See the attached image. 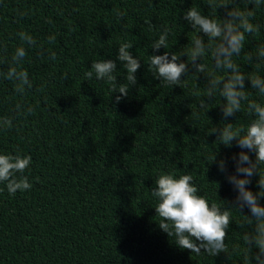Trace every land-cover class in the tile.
<instances>
[{"label":"trees","instance_id":"16d2710c","mask_svg":"<svg viewBox=\"0 0 264 264\" xmlns=\"http://www.w3.org/2000/svg\"><path fill=\"white\" fill-rule=\"evenodd\" d=\"M208 3L0 0V154L32 158L23 173L30 190L13 196L0 183V264H248L242 237L249 228L236 209H230L227 253L196 255L177 247L158 227L150 192L161 173L190 174L198 194L210 204L235 203L237 192L226 173L211 163L217 153V160L226 161L227 173H234L232 158L241 151L235 142L229 148L208 135L223 126V98L217 92L201 108V99L207 100L203 73L190 67L179 86H168L154 77L149 63L151 45L164 28L167 47L155 54L166 51L170 58L175 53L188 62L192 39L200 33L183 19L184 11L196 7L212 19L224 18L223 8L215 10ZM235 6L247 10L248 2L237 0ZM254 12L251 22L259 30L245 34L244 51L233 61L245 76L264 77V58L252 65L245 58L264 45V6ZM204 42L200 62L206 73L227 76L214 68L207 37ZM123 43L132 45L129 51L141 67L135 73L137 84L116 105L118 93L111 92V84L95 76L88 80L85 73L93 61L111 59L117 63L113 75L126 84V70L117 60ZM18 47L27 55L14 64ZM10 66L28 73L32 87L25 86L22 94L15 91L18 82L6 78ZM245 88L248 100L224 121L234 130L246 128L254 118L249 102L264 104V94L252 89L250 81ZM5 119L11 127L3 124ZM260 171L264 173V165ZM258 179L253 176L248 185L254 193ZM242 214L249 215L248 209Z\"/></svg>","mask_w":264,"mask_h":264},{"label":"clouds","instance_id":"9594fccd","mask_svg":"<svg viewBox=\"0 0 264 264\" xmlns=\"http://www.w3.org/2000/svg\"><path fill=\"white\" fill-rule=\"evenodd\" d=\"M247 10L236 7L237 0H223L220 4H213L209 0L208 7L215 10L223 8L224 18L216 20L208 15L202 14L196 7H189L184 11L183 19L193 29L198 30L200 35L192 39V47L189 52L190 59L185 62L181 59L183 55L164 52L162 55L155 54L161 48L167 47L168 29L164 28L155 40L151 48L154 54L150 55V67L155 69L154 77L165 82L168 86H179L182 76L189 72L190 67L195 73H203L206 77L207 98H202L200 107L204 108L208 101L218 92L224 103L220 105L223 122L222 127H214L208 135H214L215 141H219L226 147L231 148L233 142L241 149L238 155L233 156L235 172L227 173L226 161L221 158L217 160V153L212 157L211 163H216L220 172L226 173V179L236 190L235 203L223 202L209 203L199 189L193 184V177L190 174L176 176L172 173H161L156 178L155 186L150 189L151 196L155 198V212L159 217L156 223L158 227L170 238L180 249L189 250L190 253L200 255L206 253L216 257L220 253H227L225 239L227 230L232 222L230 209H236L245 219L249 231L243 234V241L246 245V259L248 264H264V205L260 203L264 199V173L260 166L264 165V104L251 101L247 104L248 113L254 118L246 128L233 129L232 123H225L229 117L241 110L243 101L248 100V93L245 91V81H250L251 88L264 94V77L259 75L245 76L239 65L233 61V56H240L244 51L245 34H252L259 30L251 20L254 18L255 8L264 6V0H247ZM251 6V7H250ZM22 40L30 45L36 41L25 33L19 34ZM207 37L212 49V59L215 69H222L229 74L224 77H213L206 73V66L201 63L205 53L206 45L204 38ZM50 40L55 37H49ZM132 48L130 43L120 45L117 60L121 62L126 70V84L118 82L113 73L117 70V63L111 59L93 61L91 70L85 73L88 80L93 76L97 80H106L111 84V92L115 95L114 103L118 105L123 98L129 95L130 87L137 84L135 73L140 69V60L129 51ZM27 55L23 47H18L12 57L14 64H19ZM52 58L55 56L53 54ZM245 58L249 65L256 59L264 58V45L259 46L255 54L248 52ZM8 80L17 81L15 91L23 93L25 86L31 88L26 71H17V68L10 66L6 74ZM31 112V109H29ZM3 124L11 127V120L5 119ZM247 150V151H244ZM249 153L255 155V160ZM32 158L30 155L0 154V183H4L7 192L15 195L17 191L30 190L32 185L28 177L23 175L30 167ZM19 174V175H18ZM258 175L256 181L259 191L253 192L248 185L252 183V177ZM247 208L249 215H243ZM244 227V225H241ZM253 249H256L253 253Z\"/></svg>","mask_w":264,"mask_h":264}]
</instances>
